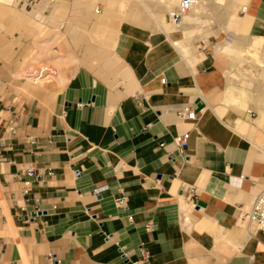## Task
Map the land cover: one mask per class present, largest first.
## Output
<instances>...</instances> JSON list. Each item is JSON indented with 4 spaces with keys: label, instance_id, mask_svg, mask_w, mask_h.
<instances>
[{
    "label": "crops",
    "instance_id": "crops-1",
    "mask_svg": "<svg viewBox=\"0 0 264 264\" xmlns=\"http://www.w3.org/2000/svg\"><path fill=\"white\" fill-rule=\"evenodd\" d=\"M9 1L0 0V264H48L50 253L61 264H264V233L239 222L264 191V127L227 103L247 105L245 87L228 89L231 55L212 39L207 52L204 39L183 52V22L174 34L162 26L177 0H105L97 21L92 0H14L19 10ZM229 1L212 30L225 28L229 43L249 18V33L264 35V0ZM38 6L33 26L21 10ZM43 24L54 34L37 44L60 30L80 64L31 101L12 72L23 63L27 81L50 77L46 63L26 60ZM184 105L198 121L176 115ZM185 132L182 152L174 139ZM31 165L40 176L24 197L20 174Z\"/></svg>",
    "mask_w": 264,
    "mask_h": 264
},
{
    "label": "rangeland",
    "instance_id": "rangeland-1",
    "mask_svg": "<svg viewBox=\"0 0 264 264\" xmlns=\"http://www.w3.org/2000/svg\"><path fill=\"white\" fill-rule=\"evenodd\" d=\"M80 0H76V3H79ZM82 1V0H81ZM85 1L84 3H86L87 0H83ZM105 0H92L91 4H85L86 9L88 11L92 12L93 15V19L94 21H97L99 19H101L102 17V13H96L95 12V8L96 7H101L99 4L100 3H104ZM178 1V0H177ZM176 1V4H177ZM138 1L137 0H123V4L126 5L125 7L128 8L129 6H131L132 4H136ZM7 6H11L14 7L16 10H19L20 7L16 6V3L14 2V0H10L9 2L4 3ZM175 4V5H176ZM77 5V4H76ZM101 9V8H100ZM21 11L27 13L29 15L30 18V22L31 25L35 26V25H39V20L42 15L41 10L38 7H35L34 10H30L29 9V13L25 10L22 9ZM224 13H222V12ZM220 12H218V9L214 7V5H212V9L211 10H207V12L204 13V15H201L196 21L198 22L197 25V32L194 33V37H190L188 38L190 41L193 39H212L215 41V43H217L216 45L220 46L223 44H232L233 46H236V43L234 42L236 40L235 39L232 42H225L224 37L221 35L222 31H227L225 28H219L218 30H212V23H214L217 20H219L220 23H224L227 21V19L225 18L226 15V9L222 10L221 9ZM41 14V15H40ZM77 16L78 14H75V22H77ZM119 20H121L124 17L122 15H118ZM59 17L61 18V16L59 15ZM59 20L61 22H65V17ZM56 21L55 19L51 18V23L52 21ZM172 26V25H170ZM174 27V26H173ZM183 27V25L181 26ZM178 29V28H177ZM54 34L53 30L48 28L46 25H42V29L39 32V35L37 37H35V39L32 40V45L30 47L29 50V54L26 56V60L29 61H33V60H39L42 63H46L50 68L47 71V75H50V77L48 79L45 80L44 83L42 84H34L31 83L29 81H27L24 77V75H22L21 71V67L23 65V63H18L16 68L13 70L12 75L15 77V79L12 81V84L14 87L17 88V91H20L23 95H26L27 97H29L31 99V101H34L36 98L38 99H42L41 95H40V91H38L40 88L45 90L46 92L51 91L53 89H60L65 81H66V76L67 75V71H68V67H70L71 65H75L78 66L80 64V59H79V53H78V47L76 45V47L74 48V51H70L69 47H66V45H64V36L62 35L61 31L59 30L57 34H55V38L53 42H48L44 45H40L37 44V42H40L41 40L48 41L49 38H51V36ZM179 34V33H176ZM175 34V35H176ZM91 38V39H90ZM90 41L91 42H95L96 40L92 39V35H90ZM186 41V40H185ZM221 41V42H220ZM179 42V41H177ZM97 43V42H96ZM230 44V45H231ZM179 46L182 45L181 42H179L178 44ZM216 50V49H215ZM216 51H220V50H216ZM237 52V51H236ZM229 55H232V53L230 52H225ZM238 53V52H237ZM232 57V56H231ZM74 58V59H73ZM73 59V60H72ZM26 61H24L25 63ZM231 68V67H230ZM232 70H230V75L232 74L231 72ZM59 72L61 75H63L64 77V81L60 82L58 78H54L53 76H56L57 74L59 75ZM32 76H34V73H31ZM234 77L237 75L236 71H233L232 74ZM256 77H259L258 75H255ZM239 79H231L228 77V83H229V90L234 89V88H240V86H243L245 88H243L246 91V96H245V100L247 102V105L245 107H239L235 104H232L230 102H227L228 104H231L233 106H235L236 108H239L245 112H249L252 111L253 112V117L256 119V122L258 124H260L262 127H264V122H261V118L263 115V109L260 107H264L263 104H261V102L257 101L258 100V93H257V89H256V84L258 81H256L255 83H240ZM255 84V85H254ZM37 87V88H35ZM35 88V89H33ZM39 88V89H38ZM263 91V90H262ZM259 103V104H258ZM250 116V115H249Z\"/></svg>",
    "mask_w": 264,
    "mask_h": 264
},
{
    "label": "bare ground",
    "instance_id": "bare-ground-1",
    "mask_svg": "<svg viewBox=\"0 0 264 264\" xmlns=\"http://www.w3.org/2000/svg\"><path fill=\"white\" fill-rule=\"evenodd\" d=\"M213 1L217 5L216 8L218 9V12H220L221 9L225 10L230 3L229 0H213ZM207 10H211V0H199L198 4L194 7L192 12L183 19L184 25L181 28L180 32L183 36V39L186 40L184 42L186 44L182 45V50L185 54H187L189 51L188 41L190 40L188 38H190L191 36L194 37L195 36L194 33L197 32L194 29H192L191 25L196 21L197 17H199L200 15H204V13L207 12ZM228 17H229V14H226L225 18L227 19ZM250 19H252V17ZM243 23H244L243 27L240 28L236 34L237 37H236V40L234 41L236 43V46H233L230 43L231 45L230 44H223L220 46L216 45L215 49L232 53L231 55L232 64H231L230 70H232L231 71L232 73L233 71H236L237 75L234 77L230 75V72H229V78L231 79L233 78L235 80L239 79L240 80L239 82L243 84L244 83L253 84L256 81H258L257 83H255L257 93H258L257 101L261 102V104H263L264 106V35H258V34L253 35L249 33V29L251 27V22L249 18L245 22L243 20ZM162 26L167 31H169L170 34H174L175 32L178 31L177 26H174V27L168 26L164 22H162ZM177 43L179 44V42ZM38 69H37V73H38ZM35 70H36V66L32 68V71H35ZM255 75H258L259 77H256Z\"/></svg>",
    "mask_w": 264,
    "mask_h": 264
},
{
    "label": "built area",
    "instance_id": "built-area-1",
    "mask_svg": "<svg viewBox=\"0 0 264 264\" xmlns=\"http://www.w3.org/2000/svg\"><path fill=\"white\" fill-rule=\"evenodd\" d=\"M199 0H179L178 5L176 8L169 13L168 20L169 23L175 26L180 25L183 22V19L192 12L194 7L198 4ZM25 6H30L29 2H23ZM100 7H97L96 12H100ZM243 13L246 12V7H243L242 9ZM232 39V35L227 37V40L230 41ZM210 43L208 39H204V41L201 44L200 50L203 52H207L210 50ZM165 81V79H163ZM139 105L142 104V100H138ZM172 111L171 109H166V113H169ZM176 115L184 120V121H198L200 116L199 113L196 112L191 106L184 105L181 107H178L175 109ZM151 123L146 125V128H150ZM11 130L13 131L14 128L11 127ZM190 140V133L185 132L180 135H177L174 139V143L179 151H184L187 146L189 145ZM165 142L160 141V146H164ZM51 174V173H49ZM75 176H80L81 171L80 169H74ZM39 173L35 166L31 165L28 166L21 174L20 177L22 179V182L24 184V187L22 189V195L24 197L30 196V185H31V179L39 177ZM122 199L118 200V204L122 203ZM40 209L35 208L33 211L30 212V217L32 219L36 218L38 214L40 213ZM1 219V215H0ZM240 224L246 229L248 234L254 235L256 233L262 232L264 233V191L259 192L255 195L251 207L248 211H244L239 220ZM123 251V249H121ZM124 253V252H123ZM125 256V253H124ZM143 257H147V251L144 249ZM47 263L48 264H61V259L57 256L55 253H50L47 255Z\"/></svg>",
    "mask_w": 264,
    "mask_h": 264
}]
</instances>
